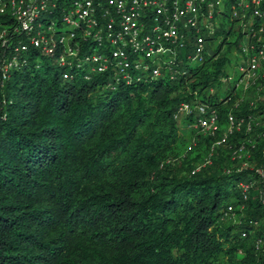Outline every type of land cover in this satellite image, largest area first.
I'll return each instance as SVG.
<instances>
[{"label":"trees","instance_id":"1","mask_svg":"<svg viewBox=\"0 0 264 264\" xmlns=\"http://www.w3.org/2000/svg\"><path fill=\"white\" fill-rule=\"evenodd\" d=\"M232 31L177 80L110 87L108 73L87 79L84 67L65 79L36 51L12 69L0 90V264H264L252 232L262 206L240 211L238 177L219 160L192 173L199 155L180 157L174 114L188 85L224 71L218 51L241 44ZM173 155L186 173L172 174Z\"/></svg>","mask_w":264,"mask_h":264},{"label":"built area","instance_id":"2","mask_svg":"<svg viewBox=\"0 0 264 264\" xmlns=\"http://www.w3.org/2000/svg\"><path fill=\"white\" fill-rule=\"evenodd\" d=\"M224 19L232 32L240 25V75L218 76L221 95L217 80L203 89L187 86L190 96L174 112L187 141L180 157L199 155L193 174L219 160L223 174L238 177L240 211L251 199L262 206L254 226L264 256V0H0V86L33 51L63 67L65 79L84 67L87 79L108 73L110 87L177 80L208 58L205 34L211 37ZM237 207L229 204L228 213Z\"/></svg>","mask_w":264,"mask_h":264},{"label":"rangeland","instance_id":"3","mask_svg":"<svg viewBox=\"0 0 264 264\" xmlns=\"http://www.w3.org/2000/svg\"><path fill=\"white\" fill-rule=\"evenodd\" d=\"M236 26L234 27V32H232L228 39L231 40V41H234V40H237L238 39V33H239V27L240 25L238 24H235ZM221 28H218L216 33H212L211 37L208 36V34H205V38H206V42H205V48H206V54L207 55H212L213 53H215L218 49H219V46L224 42V39L228 36V29L230 27V22L227 20V19H224L223 21V24H221ZM63 28V27H62ZM65 28V27H64ZM234 50H228V46H224V48H222V50L220 49L218 52H219V55L221 56H228L226 62L224 63V69L225 71H223L222 73L224 75H234L235 78H237L239 75H240V72L239 70L237 69V67L235 65H237V62L240 58V55L239 54H235L234 53ZM197 64L196 63H192L190 64L191 67H195ZM217 84H218V94H223L224 93V83L222 82H219L217 80ZM4 87V85H2V87L0 86V90ZM3 100V98L1 99V101ZM183 140V139H182ZM185 142V147L187 145V141L186 140H183ZM178 150V149H177ZM180 150V149H179ZM182 150V149H181ZM183 151V150H182ZM181 151V152H182ZM169 162H166L168 164H170L169 166L171 168H173V170L171 171L172 174H173V171L176 172V173H179V174H183V173H186V171H182L181 169L178 170L180 167H178L177 165V161H178V157L173 155V156H169ZM163 162L161 163V166H163ZM177 167H173V166H176ZM228 219L229 221L231 220L232 222H236V221H239L238 220V217H237V214L235 213H232L230 214V216H228ZM253 233L256 232V228H254L252 230Z\"/></svg>","mask_w":264,"mask_h":264}]
</instances>
